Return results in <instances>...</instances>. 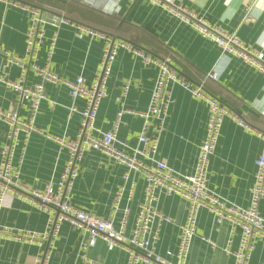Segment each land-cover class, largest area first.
Here are the masks:
<instances>
[{
    "label": "crops",
    "instance_id": "obj_1",
    "mask_svg": "<svg viewBox=\"0 0 264 264\" xmlns=\"http://www.w3.org/2000/svg\"><path fill=\"white\" fill-rule=\"evenodd\" d=\"M41 6L50 20L61 14L75 23L115 34L132 41L154 55L168 58L170 65L194 83L203 82L205 88L222 103L243 115L251 129L238 125L225 117L220 134L210 157L208 186L228 202L247 207L250 200L254 162L261 151L262 140L256 131L264 132V74L245 64L240 58L221 59L218 46L204 38L189 23L170 12L181 7L204 17L211 24L228 32H236L248 46L264 53V0H255L248 13L245 7L252 0H17ZM28 14L21 8L0 1V44L13 54L24 50ZM56 32L50 67L59 76H82L89 83L99 71L103 41L71 26L46 25L45 38L39 49V62H43L49 38ZM213 72L216 77H206ZM17 66L9 64L0 53V76L7 80L19 77ZM156 68L144 64L137 56L120 49L113 62L96 114L95 126L99 130L111 128L120 109L140 112L147 107ZM130 81L124 95L122 85ZM26 84L32 85L39 77L29 71ZM45 99L40 103L36 126L42 134L32 133L27 141L20 177L32 189L42 190L47 183L54 184L69 158L66 148L53 140L58 137L72 140L80 126L82 99L72 100L67 88L60 84L45 83ZM174 97L165 129L161 134L156 158L181 173L193 169L198 146L204 136L207 120L206 104L190 96L182 87H171ZM17 98L12 90L0 82V108L16 107ZM26 103L19 107V116L26 115ZM75 106V110L71 107ZM142 120L134 113L122 114L117 129V146L121 142L135 143ZM6 126L0 121V150L6 143ZM49 136V137H47ZM15 155L14 161L16 162ZM131 182L135 186L127 197ZM144 181L136 170H128L114 162L98 149L84 152L78 176L69 192L72 205L90 211L101 218L113 216L117 226L122 208L129 204L131 213L125 233L129 234L137 205L143 199ZM121 190L118 209L113 212V200ZM157 208L169 217L159 229L155 251L161 256L176 249L179 226L183 222L187 202L178 195H162ZM264 218V199L259 204ZM52 212L36 200L21 195L7 197L0 207V231L42 233L48 228ZM207 237L215 245L202 240ZM231 237V248L238 243L239 229L231 230L227 222L216 224L205 208L198 212L196 235L193 238L186 264H233V257L221 249ZM87 233L71 220H63L54 238L47 264H78L82 259L80 242ZM43 247L35 241L16 240L0 232V264H36ZM86 255L96 264H126L125 246L108 249L99 237L88 247ZM139 264H150L140 262ZM249 264H264V243L255 242Z\"/></svg>",
    "mask_w": 264,
    "mask_h": 264
},
{
    "label": "built area",
    "instance_id": "obj_2",
    "mask_svg": "<svg viewBox=\"0 0 264 264\" xmlns=\"http://www.w3.org/2000/svg\"><path fill=\"white\" fill-rule=\"evenodd\" d=\"M17 6L28 14V24L25 31L24 50L21 54H13L5 50L0 44V53L7 56L9 64L17 66L19 77L7 80L0 76V82L12 90L17 98L16 107L0 108V121L6 126V143L0 150V207L7 197L21 195L36 200L44 209L52 212L48 220V228L42 233L20 232L4 228L0 232L7 233L16 240L35 241L43 250L39 254L36 264H47L54 238L63 220H71L81 227L87 238L80 242L82 259L78 264H96L86 255L88 247L94 244L95 238H101L108 249L125 246L127 250L126 264H186L188 254L196 235L198 212L207 209L214 217L216 224L227 222L231 230L239 229L237 246L231 248V237L228 238L223 252L233 257V264H249L256 241L264 243V218L259 213V204L264 199V132L257 130L256 134L262 140V148L254 162L253 182L250 200L247 207H240L228 202L224 197L211 190L208 186V167L210 157L214 152L221 125L225 117L231 118L238 125L251 129L236 110L222 103L209 93L203 82L194 83L175 70L168 58L154 55L150 51L139 47L128 40L117 38L109 33L75 23L64 15H53L50 20L44 16L41 8L17 0H0ZM161 4L164 0H152ZM245 7L247 15L252 3ZM170 12L183 21L189 23L204 38L214 42L219 50L221 59L240 58L245 64L264 74V53L245 44L236 32L225 31L194 12L181 7H173ZM58 27L69 24L88 33L90 36L101 38L103 41L99 71L90 81L86 82L82 76L64 78L50 67V60L54 51L56 32L49 38L48 47L43 62H39V49L45 38L46 25ZM122 49L146 64L156 68V75L150 98L145 110L132 112L120 109L108 130H99L95 126L98 106L106 95V84L110 77L113 62L117 52ZM31 71L39 77V81L28 85L26 75ZM206 77H216L210 72ZM45 83L60 84L67 88L68 94L74 101L82 99L84 108L80 111V126L72 140L54 137L60 147L69 152V158L57 181L47 183L42 190L32 189L26 185L21 177L19 166L23 161L27 141L32 133L42 134L36 126V116L40 110V103L45 99ZM177 85L186 90L191 97L202 100L207 107V120L204 136L198 146L193 169L189 173H181L163 161L156 158V153L162 132L165 129L169 111L174 103L171 87ZM130 87V81H124L122 91L125 95ZM26 103V115L19 116V107ZM75 110V106L71 107ZM130 112L142 120L141 127L135 136V143L121 142L117 146V129L123 113ZM49 137V136H47ZM90 148L98 149L110 157L114 162L125 165L128 170L138 171L144 181L143 199L138 203L133 215V224L129 234L125 233L126 225L131 213V207L126 204L122 208L118 224L115 226L113 216L101 218L90 211L78 208L69 201V192L73 180L78 176L80 161L84 152ZM17 156L16 162L14 161ZM135 186L131 182L127 197ZM121 190L113 200V212L118 209ZM178 195L187 202L186 215L179 226L178 244L175 250L161 256L155 251L159 238V229L169 217L158 210L157 203L162 195ZM210 246L215 243L207 237H202Z\"/></svg>",
    "mask_w": 264,
    "mask_h": 264
},
{
    "label": "trees",
    "instance_id": "obj_3",
    "mask_svg": "<svg viewBox=\"0 0 264 264\" xmlns=\"http://www.w3.org/2000/svg\"><path fill=\"white\" fill-rule=\"evenodd\" d=\"M29 4V3H28ZM30 5H33V6H37V7H39V8H41V6L40 5H38V4H30ZM42 9V8H41ZM103 32H105V31H103ZM106 33H109V32H106ZM109 34H111V35H115V34H112V33H109ZM126 40V39H125ZM129 41V40H128ZM131 43H133L132 41H130ZM134 44V43H133ZM204 87H205V85H204ZM206 89V88H205ZM207 90V89H206ZM208 91V90H207Z\"/></svg>",
    "mask_w": 264,
    "mask_h": 264
}]
</instances>
